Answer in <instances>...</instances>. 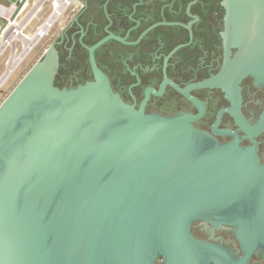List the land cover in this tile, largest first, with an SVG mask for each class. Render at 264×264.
I'll return each mask as SVG.
<instances>
[{
    "label": "water",
    "instance_id": "obj_1",
    "mask_svg": "<svg viewBox=\"0 0 264 264\" xmlns=\"http://www.w3.org/2000/svg\"><path fill=\"white\" fill-rule=\"evenodd\" d=\"M220 4L222 64L187 89L224 94L212 131L230 143L192 124L203 107L161 117L123 101L93 55L112 34L87 47L91 80L55 85V44L26 70L0 102V264H264L250 261L264 260V165L216 130L223 112L245 130L240 81L264 85V0ZM198 220L232 226L240 254L193 235Z\"/></svg>",
    "mask_w": 264,
    "mask_h": 264
},
{
    "label": "flooded vegetation",
    "instance_id": "obj_2",
    "mask_svg": "<svg viewBox=\"0 0 264 264\" xmlns=\"http://www.w3.org/2000/svg\"><path fill=\"white\" fill-rule=\"evenodd\" d=\"M220 1L73 0L70 17L53 42L59 56L53 83L68 88L91 80L87 47L112 34L121 40H105L93 55L123 101L161 117L196 115L203 107L192 124L218 143H230L232 135L212 131L218 111L230 105L224 94L218 88L187 89L214 75L222 64L224 11ZM240 88L245 130L228 112L221 114L216 130L230 129L238 144L254 148L259 164L264 165V127L253 133L264 110V85H255L248 75L240 81ZM186 89L189 97L182 92ZM232 228L198 220L192 224V233L201 239L222 241L240 254ZM258 254L253 252L250 261L263 262Z\"/></svg>",
    "mask_w": 264,
    "mask_h": 264
},
{
    "label": "built area",
    "instance_id": "obj_3",
    "mask_svg": "<svg viewBox=\"0 0 264 264\" xmlns=\"http://www.w3.org/2000/svg\"><path fill=\"white\" fill-rule=\"evenodd\" d=\"M19 2L0 3V89L38 43L49 35L73 0H25L20 6ZM46 2V15L31 27V20Z\"/></svg>",
    "mask_w": 264,
    "mask_h": 264
},
{
    "label": "rangeland",
    "instance_id": "obj_4",
    "mask_svg": "<svg viewBox=\"0 0 264 264\" xmlns=\"http://www.w3.org/2000/svg\"><path fill=\"white\" fill-rule=\"evenodd\" d=\"M6 1V5L10 2H14L15 0H5ZM18 4V3H17ZM48 2L45 3V6L43 7V9L38 12L36 14V16L31 20L30 22V26H34L36 23H38L43 16L46 15V12L48 11ZM71 8L68 9L65 13L64 16H62L59 21L57 22V25L54 26L49 35L44 38L40 43H38V45L36 46V48L28 55L27 58H25L24 62L18 67V69L12 74V76L7 80V82L4 84V86L0 89V102H2L3 98H5L9 92L13 89V87L15 86V84H17V82L22 78V76L27 72L26 70H28L32 64L37 61L40 56H42L44 50L54 44L53 42L55 41L56 35L60 34L61 29L64 27V25L66 24L67 20L70 17L71 14ZM69 76L64 77L63 82L67 83V79Z\"/></svg>",
    "mask_w": 264,
    "mask_h": 264
},
{
    "label": "crops",
    "instance_id": "obj_5",
    "mask_svg": "<svg viewBox=\"0 0 264 264\" xmlns=\"http://www.w3.org/2000/svg\"><path fill=\"white\" fill-rule=\"evenodd\" d=\"M12 2H13V1H12ZM0 3L3 4V5H6V4H5V3H6L5 0H0ZM10 3H11V2H10ZM10 3H8V4H10ZM8 4H7V5H8Z\"/></svg>",
    "mask_w": 264,
    "mask_h": 264
}]
</instances>
